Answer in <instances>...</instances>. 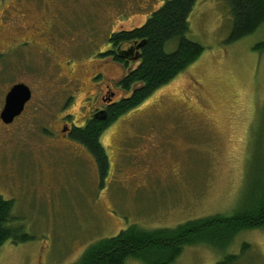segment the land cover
I'll list each match as a JSON object with an SVG mask.
<instances>
[{"label":"rangeland","instance_id":"1","mask_svg":"<svg viewBox=\"0 0 264 264\" xmlns=\"http://www.w3.org/2000/svg\"><path fill=\"white\" fill-rule=\"evenodd\" d=\"M165 1L0 0V111L13 85L33 93L12 123L0 120V196L12 201L16 230L0 247V264H74L92 243L130 226L228 215L264 190V51L253 49L264 27L229 43L224 0H197L189 14L185 36L203 47L201 56L101 134L103 178L66 132V120L84 126L81 114L98 103L95 67L102 72L94 84L105 82L112 100L125 95L114 83L124 70L91 58ZM48 36L50 60L31 39L44 45ZM176 46L171 40L165 50ZM56 62L74 84L59 80ZM225 255L236 256L232 264H264V229L239 233L223 253L185 247L172 264H217Z\"/></svg>","mask_w":264,"mask_h":264},{"label":"trees","instance_id":"2","mask_svg":"<svg viewBox=\"0 0 264 264\" xmlns=\"http://www.w3.org/2000/svg\"><path fill=\"white\" fill-rule=\"evenodd\" d=\"M197 0H166L153 11L146 22L131 30H120L108 38L109 47L104 53L119 65L124 74L116 86L125 93L107 108L103 120H88L82 127H72L68 135L91 154L101 178L107 174L108 158L100 143V136L118 117L135 108L156 89L167 84L193 64L203 53V47L186 38L188 17ZM232 15L229 43L253 34L264 27V0H224ZM175 40L174 51L167 52L165 45ZM143 43L137 51L136 64L120 55L121 45ZM257 52L264 51V42L254 45ZM253 196V195H252ZM254 203L245 200L240 208L228 215H213L190 220L174 228L143 230L130 226L117 235L92 243L74 264H125L134 259L142 264H172L185 247L204 245L215 253H223L235 237L247 230L264 229V190ZM12 201L0 196V247L15 237L16 230L9 226L13 221ZM26 236L23 235V239ZM248 244L241 245L246 251ZM236 256L225 255L217 264H232Z\"/></svg>","mask_w":264,"mask_h":264},{"label":"flooded vegetation","instance_id":"3","mask_svg":"<svg viewBox=\"0 0 264 264\" xmlns=\"http://www.w3.org/2000/svg\"><path fill=\"white\" fill-rule=\"evenodd\" d=\"M22 39H26V38H22ZM33 41H34V44H36L37 46H38V49L43 53V54H45V56L47 57V59L48 60H50V59H52V56H53V54H54V51H53V47L51 46V42H50V37L48 36V39H47V42H45L44 43V45L41 43H37V42H35V39L34 38H31ZM26 40H28V39H26ZM121 49H123V50H125L126 48H130V45H121V47H120ZM106 51V50H105ZM105 51L104 52H102V53H99V54H97V56L95 57V58H91L92 60H94L95 62H98V63H100V64H98V65H104V63L106 62V60L108 59L109 61H110V59L108 58V57H104V53H105ZM137 56V50H135L134 49V51H133V53H132V55L131 56H125L124 58L127 60V62L129 63V64H131V66H132V64H134V63H136L135 62V60L136 59H134L135 57ZM138 58V57H137ZM65 59V63L63 64L65 67H66V63H67V57H65L64 58ZM112 62V61H111ZM112 63H114V62H112ZM115 64V63H114ZM115 65H117V64H115ZM55 67H56V69H57V76H58V78H59V80L61 81V82H63V83H65L66 85L67 84H74V81L71 79V78H68L67 76H66V74H62V64L61 63H59V62H56L55 63ZM101 72H102V70L101 69H99V66H97V68L95 67V69L91 72V76H90V81H91V83L93 84V86L94 87H96V90H97V88H98V90H99V98H98V103L97 104H95L94 106H93V108H91V107H88V108H90V110L89 111H87L88 110V108H85V112L84 113H82L81 115V119H84V125H85V123L88 121V120H92V119H97V120H101V117H104V118H106V116H107V108L110 106V104L112 103V102H116L117 100H112V97H113V95H114V92L112 91V92H108V90H109V86H107L106 85V83L105 82H102L100 85H96V84H94L93 83V81L92 80H94L95 78H98V77H100L101 76ZM103 74V73H102ZM77 81V80H76ZM115 84L117 83V81H115L114 82ZM104 87H106L107 89H106V91L104 92L105 94L103 95V93L101 94V92H102V88H104ZM30 89V88H29ZM95 90V91H96ZM30 91H31V89H30ZM119 91H121L120 89H119ZM123 94H125L123 91H121ZM94 93V92H93ZM109 93V94H108ZM107 94V95H106ZM32 95H33V93H32V91H31V98H30V100L32 99ZM29 100V101H30ZM29 101L25 104V106H24V110H25V108H26V106H27V104L29 103ZM23 110V111H24ZM22 114V113H21ZM20 114V115H21ZM67 117H70V116H67ZM66 117V118H67ZM64 118V117H63ZM65 118V119H66ZM16 119V118H15ZM14 119V120H15ZM62 119V118H61ZM64 124H68V128L66 127L65 129H67V133H69V131L71 130V128L72 127H74V126H72V124H71V121H65V123Z\"/></svg>","mask_w":264,"mask_h":264},{"label":"water","instance_id":"4","mask_svg":"<svg viewBox=\"0 0 264 264\" xmlns=\"http://www.w3.org/2000/svg\"><path fill=\"white\" fill-rule=\"evenodd\" d=\"M141 43H134L127 51H121L120 55L122 57L131 56L134 49L139 50L142 46ZM138 55L134 58L137 59ZM31 98V91L28 86L23 83H17L13 85L4 97V104L2 110L0 111V120L4 124H10L17 118L24 110L25 104ZM105 119L101 117V120Z\"/></svg>","mask_w":264,"mask_h":264}]
</instances>
